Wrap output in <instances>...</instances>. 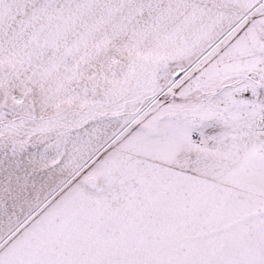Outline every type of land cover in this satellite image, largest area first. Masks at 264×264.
<instances>
[{"label": "snow or ice", "instance_id": "1", "mask_svg": "<svg viewBox=\"0 0 264 264\" xmlns=\"http://www.w3.org/2000/svg\"><path fill=\"white\" fill-rule=\"evenodd\" d=\"M0 264H264V0H0Z\"/></svg>", "mask_w": 264, "mask_h": 264}]
</instances>
